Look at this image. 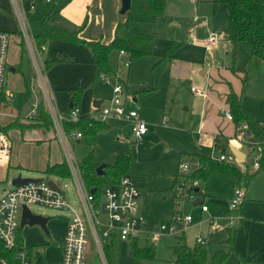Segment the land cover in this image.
Here are the masks:
<instances>
[{
	"label": "rangeland",
	"instance_id": "obj_1",
	"mask_svg": "<svg viewBox=\"0 0 264 264\" xmlns=\"http://www.w3.org/2000/svg\"><path fill=\"white\" fill-rule=\"evenodd\" d=\"M9 1L12 16L5 14L3 17L2 25L5 28L3 30L12 31V28H16L15 33H18L19 30L23 31L25 20L14 2ZM214 1L216 0H165L162 16L155 22L139 24L149 30L144 33L155 35L151 45L152 54L142 57H125L129 62V67H126L119 63L115 51L110 53L109 63L113 67L116 66L117 73L125 79L130 87L128 92L125 90L123 80H118L116 74L105 73L100 69L95 72L92 70V66L86 63L88 54L90 56V49L87 45H79L80 54L77 57L83 60L84 66H78L75 69L66 68L68 76L66 84L81 86L83 90L82 107L81 110L79 109L77 120L96 116L97 112L92 107L94 97L107 100L113 95V87L116 84H122L125 90L123 98H126V108L136 111L138 118L148 126V132L141 140H132L129 133L130 125L122 121L108 122L110 125L108 129L98 132L95 136L85 134L79 141L77 139L68 142L64 138L68 144L67 151L57 128L55 144L52 141L34 142L31 147H22L20 151V141L27 132L17 130L12 133V164L20 160V163L27 164V167H41L48 161V157L54 159L60 153L63 159H68V162L71 158L81 161L88 152L93 150V159L99 165L111 164L116 161L119 153H127L131 157L127 176L137 186L138 215L145 219L148 229L161 224L169 225L174 210H182L184 214L192 217V222L188 227L182 228L176 235L166 233L156 242L144 241V239L135 240L140 246L145 243L152 245L155 251L153 258L143 259L139 264H175L172 248L176 243V236H181L182 233L188 246L195 244L196 234L199 233L204 237L207 250L206 263L212 264L211 258L216 250L219 248L227 250V246L222 242L229 237L226 227L229 219L234 220L232 227L237 229L233 242L237 252H229L220 264H264V221L262 220L264 154L260 161V151L264 146L256 144L257 141L253 137L252 139L248 136L242 137V152L245 156L236 165L242 172L247 171L252 174L255 169L251 161L255 156L259 158L261 170L250 178L248 184L242 182L239 186H235L229 178L216 171L205 183H200V189L205 194L203 204L208 207L207 212H201L200 205H194L193 202L174 206L173 176L179 170L180 161L185 158L180 157V152L192 151L194 145L197 144L199 145L198 150L194 152L211 155V139L208 137V140L202 141L205 139L204 135L200 136L195 131L202 118L206 119L209 114L201 99L191 90L194 87L208 92L207 87L201 86V78L204 77L201 75V70H198L200 66L209 71L227 69L232 75L234 74L231 69L238 71L234 78L236 95L240 96L241 100V109L264 123V60L253 56L250 50L241 44L236 47L230 46L225 38L227 5L220 0L218 4ZM29 2L30 0L22 2L21 11L27 12ZM65 2L67 0L62 1V5ZM68 4L66 10L68 14L72 19L78 20L80 26L84 24L81 29H84V37L89 40L98 39L101 36L106 40L112 39V28L120 16L113 11L112 0H72ZM2 5L3 1L0 0V7ZM35 6L36 9L29 10L39 17L43 11L41 1L36 0ZM61 15L56 13L52 18L56 19L58 24L66 23L63 13ZM101 18L106 21L102 23ZM133 24L134 22L130 25ZM70 26L72 23H69ZM110 27L111 31H109ZM211 35L218 41L214 54L206 50L205 46L202 47ZM173 43H182V48L176 53L178 60L175 63L163 56V53ZM61 52L70 53L71 51L64 48ZM46 57L47 52L42 55L41 60L44 62ZM191 60L195 61L194 70L191 68ZM101 75H105L109 83L103 81L100 78ZM143 87H153L154 92H134ZM209 88L214 89V86ZM57 91L59 94L56 91L53 93L54 105L61 114L67 115V105H63L65 93L60 89ZM57 95H61L60 98ZM222 110L229 112L226 108ZM222 115L220 111L215 113L216 123ZM13 123L25 127L18 121ZM38 123H44L47 127H50L49 124L52 123L53 126V121L49 123V121L42 120ZM243 126L245 133L246 129ZM63 129L67 135L71 133L67 131V122L63 124ZM236 136L238 138L239 134L237 133ZM219 151L220 149H214L213 153L219 154ZM66 167L69 174L66 177L58 176L62 180L65 179L63 182H58V185L71 204L76 205L74 194L76 185L71 180L69 165ZM13 171L14 169L5 170L0 166V193L4 187H11L10 179ZM33 176L44 178L43 174L38 172ZM45 177L51 178L53 175L45 174ZM237 187L244 189V200L235 209H231L230 202ZM28 207L32 213L48 218L46 223L48 234L37 224H25L20 227V237L27 247H33V261L41 263L46 260L49 264H56L61 254L59 242L64 236L67 214L38 204H29ZM210 218L223 228L210 232L208 224ZM133 241L115 239L109 244L108 252L105 251L108 264H134L130 255V243ZM88 242L89 252L87 254L91 263L102 264L91 237Z\"/></svg>",
	"mask_w": 264,
	"mask_h": 264
},
{
	"label": "built area",
	"instance_id": "obj_2",
	"mask_svg": "<svg viewBox=\"0 0 264 264\" xmlns=\"http://www.w3.org/2000/svg\"><path fill=\"white\" fill-rule=\"evenodd\" d=\"M49 1V0H46ZM34 8V0H30L29 9ZM23 33L26 41L30 42V34L24 26ZM11 42V34L0 30V113L4 102L13 100V93L6 85V76L8 73V50ZM217 40L211 35L205 41L206 50L213 51ZM47 45L39 46V53L44 52ZM123 56L128 55L121 51ZM126 58L122 63L126 67L129 62ZM100 78L109 83L105 75ZM122 85V84H121ZM116 84L113 87V95L106 104L98 108L97 114L92 119L107 124L110 121L127 122L134 140H141L148 132V126L144 121L138 118L136 111L126 108L123 98L124 87ZM192 92L200 97L206 98L207 93L201 88H191ZM38 104L34 102L32 108L27 114V119H33L37 114ZM48 112L53 120L55 128L67 140L80 138V132H71L68 135L64 132L63 124L65 122L77 120L79 108L71 109L67 115L57 112L52 104H49ZM228 120H232V115L228 111H223ZM237 130H242L238 126ZM259 150V148H258ZM11 152V140L6 131L0 128V166L8 164ZM219 161L235 163L236 156L229 152L220 154ZM69 170L71 180L75 182L76 205L71 204L68 197L64 194L58 184L53 188L47 179L42 178L38 181L27 182L24 184L13 185L4 188L0 193V264H49L43 260L41 263L33 261L32 254H29L18 239V229L20 228V216L22 206L29 204H38L47 208L66 212V226L64 236L60 243L61 254L56 264H92L88 258L89 237L92 238L94 249L100 258L102 264H108L105 251L115 239L121 241H133L144 239V241L156 242L164 234L176 235L182 228L188 227L192 222V217L184 214L182 210H174L170 217V224H161L153 229H148L145 219L138 215L137 197L138 189L128 176H122L117 185H104L102 189L95 194L85 185L80 168L76 167L69 159ZM194 165L189 158H184L179 164V174L187 173ZM252 166L255 170L260 169L261 163L258 157L252 160ZM65 180V179H64ZM62 180V182L64 181ZM200 181L187 180L181 176L177 184L173 187L175 201L174 206H180L187 202H193L197 199L194 188L200 187ZM245 191L240 187L235 188L234 197L230 202V208L235 209L244 200ZM201 212H207L208 207L203 203L199 204ZM209 231L216 232L223 227L210 218L208 221ZM234 226V220L229 219L227 228ZM195 243L205 245L206 240L199 233L195 236Z\"/></svg>",
	"mask_w": 264,
	"mask_h": 264
},
{
	"label": "trees",
	"instance_id": "obj_3",
	"mask_svg": "<svg viewBox=\"0 0 264 264\" xmlns=\"http://www.w3.org/2000/svg\"><path fill=\"white\" fill-rule=\"evenodd\" d=\"M220 1L225 3L228 8L227 38L230 44L233 47L241 44L249 49L253 56L264 60V0ZM60 4V2H47L41 18L32 20L31 28L37 42L49 43L52 40H63L86 44L91 50L94 68L96 70H103L105 73L116 74L114 67L109 63V55L112 51H123L131 58L152 54L151 45L154 35L132 31L130 24L132 22H155L164 13L165 0H131V7L125 14V20L117 22L113 39L108 43H103L100 40L92 41L81 38L79 32L84 27V24L75 30L49 24L50 17L59 11ZM179 48L180 44L173 43L163 53V56L171 57ZM51 62L53 61H49L48 63ZM147 90L148 88H141L138 92H145ZM82 92L81 87L69 91L72 106L68 109V112L73 108H78ZM226 102L236 127L244 123L252 137L257 141L256 144L264 146V123H260L252 115L243 112L240 106V99L232 91L228 93ZM42 118L44 121H49V117L45 111L42 113ZM14 126H17L16 123H11L4 127V130L7 131ZM106 128L107 125L105 123L90 117L67 122L68 132H80L83 135L95 136ZM260 153L262 160L264 147ZM186 157L194 162V165L185 174L177 172L173 187L181 176L187 180L197 179L201 183H205L214 171L222 173L235 186H239L242 182L248 184L250 178L259 172V169L255 170L252 174H249L247 171L242 172L234 163L219 161L210 155L197 154ZM130 161L131 157L127 153H119L115 162L104 164L102 173L99 175L97 173V166L99 164L93 159V151H90L81 159L79 168L85 185L90 190L94 189L97 195L104 185H117L122 176H127ZM43 172L44 174L60 177H66L69 174L64 162L55 165L47 164ZM193 191L196 197L201 199L200 204L203 203V194L200 187L194 188ZM262 220L264 221V210ZM235 233V227L228 228L229 237L224 241L228 246L227 250L221 248L215 251L211 258L212 264H220L231 251L237 252L233 244ZM138 241L134 240L130 243V255L134 264H139L141 260L146 258H153L155 254L152 245L145 243L140 246ZM172 250L175 256V264H207L206 245L195 243L193 246H188L183 235L176 236V243Z\"/></svg>",
	"mask_w": 264,
	"mask_h": 264
},
{
	"label": "crops",
	"instance_id": "obj_4",
	"mask_svg": "<svg viewBox=\"0 0 264 264\" xmlns=\"http://www.w3.org/2000/svg\"><path fill=\"white\" fill-rule=\"evenodd\" d=\"M2 1H3V5L0 7V30L6 31V32L11 34V42H10L9 50H8V67H7L8 73L6 76V85L13 93V100L11 102H4L2 107H1L0 128L2 130H4V127H6L7 125H9L15 121H18L19 123L24 124L25 127L23 125H21V126L19 125V126L10 128L7 131L4 130V131H6V133L8 134V136L11 140V152H10V159H9L8 164L1 166V167H3V169H5V170H9V168H11L12 170L14 169V171L12 172L13 174H12L11 178L16 176L18 173H21L22 176L36 177V176H33V174L38 172V173H42L43 177L45 179L51 180L55 184H58V182H62L61 178H58V176H54V175L51 178H47V177H45V174L43 171L45 170L47 164L55 165V164H60V163L64 162L66 165H68V159H63V157L61 156V153H60L54 159H50V157H48V161L44 165H42L41 167H33V166H31L32 168L27 167L28 165L27 164H21L20 160H17L16 164H12V145H13L12 133H13V131H17V130H20L21 132L24 130L27 132L25 134V136L22 137V139H21L22 141H20L19 151H20V149H22V147H31L34 142H38V143L40 142L41 143V142H47V141L51 142L52 141L53 144H55V142H57V140H56L57 134H56V128L54 126V123H53V126H52V123H50L51 124L50 127H47L46 124H44V123L39 124L38 122L42 121V119H43L42 118L43 111H45L47 113V115L49 117V122L53 121L49 112H48V107H49L50 103L52 104L54 109L57 112H59L58 109L56 108V106L54 105L55 101H54V94H53L55 91L57 93L58 89H60V91H63L65 93L63 105H65V104L67 105V108H66L67 111L70 108L69 104L71 103V100H70L69 91L71 89L77 88L78 86H72L71 84H66V77H68L67 72H66V68L75 69L78 66H84L83 60H80L77 57H79V54H80L79 53V50H80L79 45H86V44L74 43V42L63 41V40H52L49 43L46 42L45 44L47 45V49L44 52L39 53V50H38L39 46L41 44H44V43L43 42L42 43L37 42V40L33 34L32 28H31V22H32V20H36V19L41 18L42 14L44 12V7H45L46 3L49 1L61 3L59 5V11L57 13H59V15H61V13H63V18L67 21L66 23L61 22V24H58V21L56 19L50 17L49 24L59 26V27H65V28H68L70 30H75L76 28L80 27V24H79L80 22L78 20L72 19V17L66 11L68 8V5H69L68 3L71 2L72 0H67V2H65V4H63V5H62V1H64V0H49V1L40 0L41 4H42V10L43 11L39 17H36V14H34L32 11L29 10L30 2L28 4L27 12L25 13V12L21 11V9H20V6L24 0H12L14 2L15 7L18 9L19 13L21 14L23 19L25 20L24 24H25V26H26L29 34H30V42L28 43L25 39L23 31L19 30L18 33H15L16 28H12V31L11 30L7 31V29L3 30V29H5V28H3V25H2L3 17L5 16V14L12 16V9H11V4H10L9 0H2ZM214 2L218 4V0H216ZM35 5H36V0H34V6ZM120 6H121L120 0H112V9L114 12L119 14ZM34 8L36 9V6ZM25 15H26V17H24ZM119 15L120 16L118 17V19L116 20V23H114V27L112 28V39L114 36V29H115L117 22L121 21V20L124 21L125 17H126V15H121V14H119ZM105 21L106 20L101 18L102 23H104ZM95 22H96V20H95ZM69 23H72V26L69 27ZM135 23H137V24H135ZM142 23H148V22H134L135 25L134 24L132 26L130 25V27L134 31H139L141 33L149 31L143 25H139ZM83 30H80L79 36L81 38L89 40L87 37L83 36ZM109 31H111V27L109 28ZM154 37H155V35H154ZM225 38H226L227 42L230 44V42L227 38V34L225 35ZM112 39L108 38V40H106V39H103V37L101 36L100 38L94 39V40H100L103 43H108ZM94 40H92V41H94ZM153 41H154V39L152 40V43H153ZM178 44H181L180 48H179V50H180L182 48V43H178ZM217 46H218V41H217L216 47L212 51V54H214L215 51L217 50ZM230 46H232V45L230 44ZM196 47H199V46L196 45ZM202 47H204V45ZM64 48H67L71 52L70 53L61 52V49H64ZM178 51H176L173 54V56L168 57L174 63L178 60V58H177L178 56H176V53ZM45 52H47V57H46L45 61L43 62L41 60V57ZM87 54H88V51H87ZM116 54H117V59H119V61H120L119 63L122 65L123 64L122 62L126 59L125 56H123L120 52H116ZM49 61H53V62L48 63ZM86 63H88L90 66H92L91 68L94 72L96 71V69L94 68V65L92 63L91 50H90V56L88 54ZM190 64H191L192 70H194L193 68H194L195 61L191 60ZM115 67H114V69H115V72L117 75L116 76L117 79L123 80L125 90H127V92H128V90H130V87L125 82V79H123V77H121L117 73V69ZM127 67H129V65ZM198 70H201L200 71L201 75H203V77H204V78H201V86L207 87L208 95L206 98H203V97H200L197 95L196 96L199 99H201V101L203 102V105L209 111V114H208V117L206 119H205V117H203V118L200 117V118H202V120L199 122V125L196 126V129H195L196 134H200V136L204 135L205 139L202 141L208 140V137H209V139H211V148H212L211 149V155H213V156H217L219 154H224V153L228 154L230 152L229 145H233L234 147H236L242 151V147H243V143L241 140L242 137L248 136L249 138L252 139V135L250 134V131L247 129V126L244 123H241L239 126L244 125L243 127H245V129H246V131H245L246 135L243 132V129L237 130V127H236L235 123L233 122V119L232 120L226 119V117L223 114V110H222L223 108H226L229 110V106L226 102V98H227L228 93L230 91H232L236 95L234 75H237L238 71L236 72L235 69H231L232 73L234 74V75H232L227 69L221 70V71H218V69H217V71H215L214 69H211L209 71V69H205L203 66H200V68H198ZM210 86H214L215 90L210 89L209 88ZM143 88H148V90L145 91V93L146 92H148V93L154 92L153 87H143ZM134 92H138V90L137 91L135 90ZM57 94H59V93H57ZM57 96H58V98H60L59 96H61V95H57ZM237 97L240 99V96H237ZM133 100H135V98H133ZM34 102H37V104H38L37 114L35 115V117H33V119H27V114L29 113L30 109L32 108V104ZM81 102H82V96L80 99V104L78 105V108L80 110L82 107ZM107 102H108V99L102 100V99H99L97 97H94V100L92 102L93 110L95 112H97L98 108L101 105L106 104ZM240 103H241V100H240ZM98 105H99V107H98ZM218 111H220V113L223 115H222V118L220 120H218V123H216L215 122V119H216L215 113H217ZM85 118H87V117H85ZM115 122H119V121H115ZM260 123H263V122H260ZM106 125H107L106 129H108L110 125L108 123ZM106 129H104V130H106ZM247 131H249V132H247ZM129 133H130L132 140H134V138L132 137V134H131V130ZM237 133L239 134L238 138L236 136ZM59 134L61 136L62 142H64L66 151L68 150V144L66 143L67 141L70 142L72 140L74 141L77 139H78L77 141H79V139H81V137L83 136V134H82V136L80 138H75V139L65 141L64 140L65 137L61 133H59ZM58 142H59V140H58ZM50 144L51 143H49V145ZM56 145H57V143H56ZM198 146L199 145H197V144L194 145V148L192 151L180 152V157L187 158L186 156H190V155H197V154L201 155L200 152H196V151L194 152V150H198ZM248 148H249V145H248ZM214 149H220V151L218 152L219 154L213 153ZM205 155H207V154H205ZM244 156H245V153H243V156L241 158L236 157L237 161L234 164L237 165L238 163H240V161H242ZM71 159H72V162L74 163V165L76 167H79L80 161H76L74 158H71ZM251 164H252V161H251ZM261 167H260L259 171L261 170ZM214 172H216V171H214ZM30 174H32V175H30ZM176 176H177V173L174 174V176H173V185H174V182L176 181ZM173 185H172V188H173ZM4 188H8V187H4ZM202 194H203L202 197H203V201H204L205 194L203 192H202ZM263 204H264V201H263ZM236 231H237V229H236ZM181 235H183V233ZM235 235H236V233H235ZM18 239H19L20 244L25 247V249L28 251V253L32 254V251H33L32 248L33 247H27L23 243V241L20 237V228L18 229ZM60 243L61 242H59V245H60ZM222 244L227 246V244H225L224 242H222ZM219 249H221V248H219ZM60 251H61V249H60ZM59 258L57 259L56 263L58 262Z\"/></svg>",
	"mask_w": 264,
	"mask_h": 264
},
{
	"label": "water",
	"instance_id": "obj_5",
	"mask_svg": "<svg viewBox=\"0 0 264 264\" xmlns=\"http://www.w3.org/2000/svg\"><path fill=\"white\" fill-rule=\"evenodd\" d=\"M121 1V6L119 10V14L125 15L131 7V0H120ZM72 104H69V107H71ZM99 107V105H98ZM249 132V131H247ZM229 150L231 153H233L236 157L241 158L243 156V153L241 150L238 148L234 147L233 145H229ZM103 164L99 165L97 167V173L100 175L102 172ZM40 178H34V177H27V176H22L21 173H18L16 176L12 177L10 179V184L11 186L17 185V184H24L27 182H33V181H38ZM49 184L53 187L56 188V185L53 181L48 180ZM91 192H94V189L91 190ZM201 202L200 198H197L194 201L195 205H199ZM48 218L44 217L42 215L34 214L31 212L28 206L23 205L22 206V211H21V216H20V227H23L25 224L28 225H34L37 224L41 227V229L45 232L48 233L47 230V223Z\"/></svg>",
	"mask_w": 264,
	"mask_h": 264
}]
</instances>
